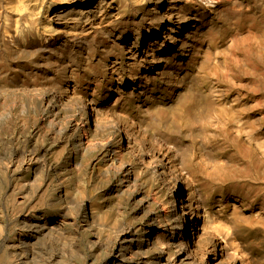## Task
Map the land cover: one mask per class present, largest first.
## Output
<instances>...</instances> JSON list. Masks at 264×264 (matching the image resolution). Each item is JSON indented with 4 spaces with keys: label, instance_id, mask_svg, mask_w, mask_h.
Returning <instances> with one entry per match:
<instances>
[{
    "label": "bare ground",
    "instance_id": "6f19581e",
    "mask_svg": "<svg viewBox=\"0 0 264 264\" xmlns=\"http://www.w3.org/2000/svg\"><path fill=\"white\" fill-rule=\"evenodd\" d=\"M247 89L264 0H0V264H254L214 207L264 182Z\"/></svg>",
    "mask_w": 264,
    "mask_h": 264
},
{
    "label": "rangeland",
    "instance_id": "374dc122",
    "mask_svg": "<svg viewBox=\"0 0 264 264\" xmlns=\"http://www.w3.org/2000/svg\"><path fill=\"white\" fill-rule=\"evenodd\" d=\"M227 39H228V34L222 35L221 39H219L217 41H214V36L207 37L204 40V45L207 44L208 46L205 45L204 48L206 46L209 47V49H211L213 52V57L216 58V56H214L216 50L221 45V42L223 40H227ZM230 56H231V54H230ZM219 61H220L219 62L220 64H217L218 62H214L216 64L213 63L211 66H209V68L212 69L215 67L218 73H220L224 77L228 78L229 77L228 76V67H229L228 64L222 59H220ZM188 68L189 67L186 64L182 68H178V69L185 70ZM178 69H177V71H182V70H178ZM224 96H225V98H230L229 91L225 90ZM223 99H224V97H223ZM259 104L260 105L262 104L260 102V96L253 94L249 89H247L246 91L242 90V92H241V103L239 104L241 106H239V109H238L239 114H240V118L241 119L244 118L243 120L246 123H248V124H246L247 133H251V132L254 133L255 132L254 134H259L257 136L261 137L264 140V138H263L264 137V105H261V107H262L261 108ZM252 125H253V127H252ZM213 129H215V128H213ZM243 138H245V134L243 135ZM210 147L211 146H209L210 152H213L214 151L213 148L212 147L210 148ZM213 153L217 156L219 155L218 159H220L222 162L224 161L223 163H226L228 161L227 156L225 154L221 155V154H216L215 152H213ZM254 174H255V176H254ZM252 184H254V185H252ZM261 185H263V186H261ZM1 189H3L2 186L0 187V190ZM262 194H264V182H263V180H260L259 176H257L256 171H253V173L251 172L249 174V176H246V175L243 176V178L241 180V184L238 186V188H235L234 191L232 189L231 182H228V184L225 186V191L222 193V196H221L222 206H220L218 203V201H219L218 198H220L221 194L216 195L215 203H214L215 209L217 211H219L220 214L226 216L228 219H230L232 221H235L236 230H237L236 231L237 237L240 239V241L242 242L244 247L252 253V256L254 259V264H264V231L260 228L262 224L258 223L261 220L264 222V195H262ZM255 195L257 197H255ZM239 198L241 201L239 200ZM233 203L237 206L236 212H234V210H232L233 209ZM238 203H240L241 205ZM219 207H221V209H223V210H221ZM223 212H224V214H223ZM230 214H231V217H230ZM248 218H250V219L248 220ZM253 219H255V220L253 221ZM238 220H239V222H238ZM246 222H247V225L249 227L247 225H245ZM251 222H252V224H251ZM250 225L252 226V228ZM256 227H258V228H256ZM247 228H250L251 230L247 229Z\"/></svg>",
    "mask_w": 264,
    "mask_h": 264
}]
</instances>
